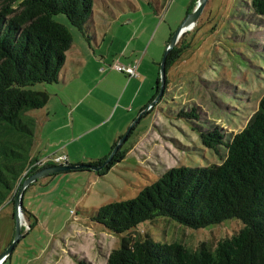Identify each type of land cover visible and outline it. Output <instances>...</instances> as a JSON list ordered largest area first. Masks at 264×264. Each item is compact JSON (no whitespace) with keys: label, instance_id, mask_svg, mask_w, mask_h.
<instances>
[{"label":"rangeland","instance_id":"obj_1","mask_svg":"<svg viewBox=\"0 0 264 264\" xmlns=\"http://www.w3.org/2000/svg\"><path fill=\"white\" fill-rule=\"evenodd\" d=\"M117 1L120 0H94L93 13L82 31L72 26L63 13H57L52 18L70 31L73 42L77 44L87 40L94 29L100 30L105 21L100 15L105 11V4ZM147 1L153 7L144 6V11H148L149 15L143 18L142 12L126 14L120 19L119 26L112 27L111 34L118 33L123 41L133 31L132 27L139 20L143 21L141 36L146 38L151 31L147 37L151 44L149 56L158 53L159 63L168 41L196 7L198 0L189 13L188 7L194 0H140ZM150 13L155 15V25L153 20L151 22ZM128 18L131 24L124 23ZM183 34L186 42L190 41V48L166 72L167 88L162 97L147 110L153 116V126L148 115L137 124L134 132L143 133L146 125L152 130L142 136L125 160L115 163L104 175L90 181L89 189L82 186L83 181H62L57 184L56 193L48 194L49 189H43L40 192L45 194L38 196L39 192H36L32 202L27 194L24 206L31 209L37 221L31 217L35 224L20 238L4 264H76L75 261L80 258L94 264H106L109 252L119 248L124 237L179 243L192 251L203 243L214 248L218 241L231 238L243 227L241 220L229 218L203 228H190L162 216L117 234L90 218L105 204L135 197L141 189L159 179L168 168L222 163L227 155L226 146L220 145L217 150L206 147L200 140L199 132L216 128L223 135V140L230 142L258 109L264 95V17L253 12L251 0H207L194 26L181 36ZM111 45L112 50L118 46L117 43ZM115 64L126 65L121 61L111 66ZM155 67L159 70L160 64ZM55 86L36 83L27 88L45 91L44 88ZM51 94L53 98H59L54 95V90ZM112 96L111 91L106 96L107 100ZM193 109L192 113L196 117H183L184 113ZM41 110L28 109L24 113L27 118L22 117L30 130L27 135L29 141L24 146V152L29 156L32 152L47 149L54 141L51 131L53 126L50 125H53V106H48V112ZM47 115L48 121L45 120ZM118 115L117 111L115 116ZM114 122L115 117L110 125ZM50 156L62 159L54 164L68 163L65 155ZM83 172L95 171L87 169ZM0 214L2 253L14 237V205L5 203L0 207ZM6 217L11 222L10 242L3 246L4 223L8 221ZM25 218L23 214L21 226L27 223Z\"/></svg>","mask_w":264,"mask_h":264},{"label":"trees","instance_id":"obj_2","mask_svg":"<svg viewBox=\"0 0 264 264\" xmlns=\"http://www.w3.org/2000/svg\"><path fill=\"white\" fill-rule=\"evenodd\" d=\"M93 2L0 0V207L6 202L14 205L24 178L54 164L45 163L24 174L38 158L24 152L30 130L22 117L27 118L24 113L28 109L43 108L50 98L47 91L27 87L57 82L73 41L70 31L52 16L63 13L72 26L82 31L92 13ZM251 7L256 15L264 17V0H251ZM189 48L190 41L186 42L183 34L167 55L166 72ZM167 84L168 79L165 90ZM158 86L159 71L148 104L157 95ZM192 112L194 109L183 117H196ZM199 137L208 148L217 150L220 145L226 146L227 155L222 163L168 168L135 197L105 204L90 218L117 234L162 216L190 228H203L229 218L241 220L243 227L231 238L218 241L214 248L203 243L194 251L179 243L124 237L120 247L109 252L106 264H264V95L246 126L230 142L226 143L216 128L200 131ZM111 150L89 164H101ZM126 151L120 146L113 159L95 172L104 175L125 158ZM22 211L28 228L23 232L21 227V237L36 222L23 206ZM10 257L11 254L6 260ZM75 262L94 264L84 258Z\"/></svg>","mask_w":264,"mask_h":264},{"label":"crops","instance_id":"obj_3","mask_svg":"<svg viewBox=\"0 0 264 264\" xmlns=\"http://www.w3.org/2000/svg\"><path fill=\"white\" fill-rule=\"evenodd\" d=\"M151 4L150 1L140 2V0H120L115 3H106L105 11L100 14L105 20L100 30L94 29L87 40H81L77 44L72 41L70 49L66 52V59L59 73L58 81L51 83L55 84L57 88L55 86V88L48 89L46 87L43 89L49 93L50 98L42 110L48 112V106H53L54 110L53 125L50 124L53 126L51 131L54 134V141L47 149L37 151V153L32 152L31 157L39 159L53 154L65 155L69 164L95 161L110 152L114 143H117L119 137L124 134L134 120L135 115L146 108L152 97L154 82L159 71L155 66L160 64V62L157 63L158 53L149 56L148 49L151 44L147 37L151 31L146 38H142L141 27L144 22L141 20L132 27L133 31L123 41L120 40L118 33L111 34V30L114 25L119 26L120 19L126 14L142 12V17H146L149 12L144 11V6L153 9ZM150 15L151 22L153 20L154 23L155 15L151 13ZM125 22L131 24L129 18ZM113 43H117L118 46L112 50L111 44ZM121 61L126 65L137 62L138 76L128 77L112 68L111 65L114 62ZM52 90H54V95L59 98H53ZM111 91L113 96L107 100L106 96L111 94ZM117 111L119 115L115 116ZM148 115L151 117L153 126L151 112L142 117L135 125ZM48 116L45 118L46 121H48ZM114 117L115 122L110 125ZM149 130H152L149 125L144 127L143 133L135 134L133 130L125 143L121 144L127 150L123 160L130 155L135 145L141 141L142 136L150 132ZM131 138H133L132 141H130ZM38 154L42 155L38 156ZM83 171L85 170L61 172L52 177L44 176L32 182L23 195V207L31 213V209L24 206L26 195L28 194V199L32 202V197L36 192H39L38 196L45 194L40 192L43 189L48 188L50 191L47 192L48 194L56 193L57 184L62 181H72L73 183L83 181L82 186L89 189L91 184L89 182L99 175L96 172H88V174ZM6 204L11 203L6 202ZM31 217L36 218L33 214ZM6 219L8 221L6 224L4 223L6 239L4 238L3 246L10 242L11 222L9 217Z\"/></svg>","mask_w":264,"mask_h":264},{"label":"water","instance_id":"obj_4","mask_svg":"<svg viewBox=\"0 0 264 264\" xmlns=\"http://www.w3.org/2000/svg\"><path fill=\"white\" fill-rule=\"evenodd\" d=\"M207 0H198L196 7L190 12L186 18L183 20L181 25L177 28V30L172 35L171 39L168 41L166 45L165 51L160 61V68H159V86H158V93L155 98L151 101V103L139 113V115L135 118V120L130 124L127 131L118 139L116 145L111 150L108 158L104 160L99 165L94 164H53L49 166H44L39 170L35 171L34 173L28 175L26 178L23 179L21 185L19 186L15 201H14V217H15V232L14 237L11 243L7 246V248L3 251L0 255V264H3L6 258L12 253L15 245L19 242L21 238V225H22V206H23V195L25 189L34 181L42 178L44 176H48L54 173L59 172H68L70 170H92V171H99L105 167L114 157L115 153L119 150L122 143H124L128 135L132 129V127L140 120L141 116L144 114L145 111L148 110L149 107L153 106L164 94L165 85H166V58L169 51L175 46L176 42L178 41L179 37L182 35L183 32L190 29L194 26L195 22L197 21L198 17L200 16L205 3Z\"/></svg>","mask_w":264,"mask_h":264},{"label":"built area","instance_id":"obj_5","mask_svg":"<svg viewBox=\"0 0 264 264\" xmlns=\"http://www.w3.org/2000/svg\"><path fill=\"white\" fill-rule=\"evenodd\" d=\"M137 67H138V63L134 62L131 65H122V64H115L112 68L115 69L118 72L124 73L129 77L132 76H137ZM60 160H62L60 157H53V156H47L45 158H41L36 160L35 162L31 163L28 168L26 169V171L24 172V174H26L27 172H29L33 167H38V166H42L45 163H58ZM26 226V227H25ZM25 229L28 228V223L25 222L24 226Z\"/></svg>","mask_w":264,"mask_h":264},{"label":"clouds","instance_id":"obj_6","mask_svg":"<svg viewBox=\"0 0 264 264\" xmlns=\"http://www.w3.org/2000/svg\"><path fill=\"white\" fill-rule=\"evenodd\" d=\"M23 216V215H22ZM22 227V226H21Z\"/></svg>","mask_w":264,"mask_h":264}]
</instances>
